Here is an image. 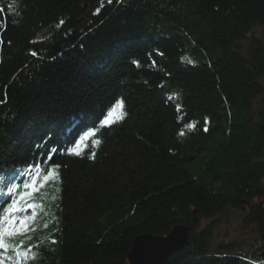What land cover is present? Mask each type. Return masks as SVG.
<instances>
[{
    "label": "trees",
    "instance_id": "trees-1",
    "mask_svg": "<svg viewBox=\"0 0 264 264\" xmlns=\"http://www.w3.org/2000/svg\"><path fill=\"white\" fill-rule=\"evenodd\" d=\"M258 24L264 0H0V183L40 163L22 212L0 195L1 225L33 229L0 258L130 264L135 235L183 223L166 264H264ZM235 211L249 244L216 240Z\"/></svg>",
    "mask_w": 264,
    "mask_h": 264
},
{
    "label": "water",
    "instance_id": "water-1",
    "mask_svg": "<svg viewBox=\"0 0 264 264\" xmlns=\"http://www.w3.org/2000/svg\"><path fill=\"white\" fill-rule=\"evenodd\" d=\"M196 220V217H195ZM191 226L175 224L166 234L138 233L127 254L130 264H166L168 258L189 243Z\"/></svg>",
    "mask_w": 264,
    "mask_h": 264
},
{
    "label": "rangeland",
    "instance_id": "rangeland-1",
    "mask_svg": "<svg viewBox=\"0 0 264 264\" xmlns=\"http://www.w3.org/2000/svg\"><path fill=\"white\" fill-rule=\"evenodd\" d=\"M251 34L260 37V38H264V25H255ZM39 211V210H38ZM38 211L34 212V215L38 214ZM242 212L240 211H235L233 213L230 214V218L228 217V221H226L225 223H222L217 231V236H216V240H220L221 238H226V237H238L241 238L244 241V244H249L250 242H252L256 236V233L253 231L252 226H247L244 225L245 222H243L242 220V216H241ZM227 216V214H226ZM205 221V220H202ZM11 225H18L19 221H15V218H13L11 220ZM4 229V228H3ZM33 229H31L30 231L28 230H22L24 232L17 231V232H9V231H5L4 234V238H3V245L4 247H2L4 250H8L10 248V244H12L14 242L15 239H18L19 242L21 241V244H18V247H22L23 245V239L18 237L20 235L25 236L26 234L30 233ZM27 231V232H26ZM6 237L8 238H12L11 242H8L6 240ZM19 253V257L20 259L14 263V264H29L30 262H32L33 260H35V255L33 253L28 254L26 251L23 250H18ZM21 260V262H20ZM0 264H13L12 263H7L5 259L0 258Z\"/></svg>",
    "mask_w": 264,
    "mask_h": 264
},
{
    "label": "snow or ice",
    "instance_id": "snow-or-ice-1",
    "mask_svg": "<svg viewBox=\"0 0 264 264\" xmlns=\"http://www.w3.org/2000/svg\"><path fill=\"white\" fill-rule=\"evenodd\" d=\"M61 23H63V21H61ZM204 123L205 124L208 123L207 119H205ZM187 127L191 128V127H194V125L190 124ZM205 131H207V127H205ZM56 151H57L56 149H49V153H48L47 158L45 159L44 163H47L48 161H50L52 156L55 155ZM39 171H40V163L37 162V163H35L34 166L30 165L29 168L27 169V171L23 172V176H22L23 184L22 185L19 184L18 182H16L15 180L9 181L7 183H0V195L7 196V197L12 199V203L9 205L10 213L23 211V207H18L17 200H16L14 194L16 193V191L19 187L27 188L29 186L28 182L30 180H32V178H33V174L39 173ZM5 189H6V191H5ZM26 195H27V193H23L20 196V200L24 201V197ZM2 247H4L3 240L0 239V248H2Z\"/></svg>",
    "mask_w": 264,
    "mask_h": 264
}]
</instances>
